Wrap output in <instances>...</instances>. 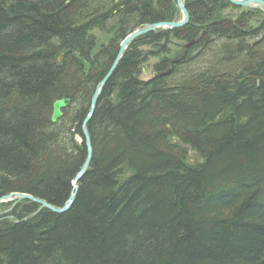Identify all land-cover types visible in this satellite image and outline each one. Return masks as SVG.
<instances>
[{"label":"trees","instance_id":"1","mask_svg":"<svg viewBox=\"0 0 264 264\" xmlns=\"http://www.w3.org/2000/svg\"><path fill=\"white\" fill-rule=\"evenodd\" d=\"M184 6L187 25L135 39L103 86L71 207L0 205V264H264V13ZM179 18L175 0H0V198L65 204L120 43Z\"/></svg>","mask_w":264,"mask_h":264},{"label":"water","instance_id":"2","mask_svg":"<svg viewBox=\"0 0 264 264\" xmlns=\"http://www.w3.org/2000/svg\"><path fill=\"white\" fill-rule=\"evenodd\" d=\"M228 1H230L232 4H234L236 6L238 5L239 7L253 8L255 6L254 8H258L259 10L264 12V1L263 0H241V1L240 0H228ZM184 2H185V0H175L176 8L178 9V11L180 12V15H181L180 21L148 25L146 27H143L140 30L132 32L130 35H128L120 43L116 57H115L112 65H111V67L109 68L107 74L103 77V79L95 87V90H94V92L90 98V101H89L88 113L86 114L84 120L82 121L80 130H81V133L83 135V141H84L85 150H86L85 159L81 165V168L79 169V172L75 176L74 181L72 182V186H73L72 193L69 195L65 204L60 209H56L54 207L49 206L46 202L39 200V199H36V198H33L30 195L14 193V194H9V195H6V196L0 198V205L4 204V203H11L12 206L8 210V211H10L16 202L21 201V200H27V201H30V202L38 205V207H39L33 215L37 214L42 209H46V210H48L54 214H61V213H65L71 207V205L74 201L76 192H77L76 183H78L79 180H81V178L87 172V169L89 167V164H90V161L92 158L91 143H90L89 135L87 133L86 125L89 122V120L91 119V116L93 115V112L95 110V106L97 103V99H98V97L102 91L103 86L110 79V77L112 76V74H113L117 64L119 63L121 57L125 54L129 45H131V43L135 39H137L141 36L147 35L149 33L155 32V31L160 30V29L161 30H174V29L182 28L185 25H187L189 18H188V13H187L185 6H184ZM192 44H193V42L187 44L184 48H187V47L191 46ZM60 60H61V56H59L57 58V62H60ZM176 61H177V59L173 60L172 62H176ZM69 104H70L69 99H59V100H56L52 103L51 115H50V122L52 124H55L57 121H59L62 118V116H63L62 111L65 110Z\"/></svg>","mask_w":264,"mask_h":264},{"label":"rangeland","instance_id":"3","mask_svg":"<svg viewBox=\"0 0 264 264\" xmlns=\"http://www.w3.org/2000/svg\"><path fill=\"white\" fill-rule=\"evenodd\" d=\"M184 3H185V2H184ZM177 10H178V9H177ZM237 11H238L237 9H233V10H231V12H232L233 14H236ZM178 12H179V11H178ZM178 21H180V18H179ZM174 22H176V21H174ZM146 26H147V25L140 26V27L137 28V30H138L139 28L146 27ZM134 30H136V29H134ZM91 34L95 37V39L97 40L98 43H103V44H105V45L108 43V38H109L110 36L108 37L107 35L100 33L98 30H94V31H92ZM174 48H175V46H172V47H171V49H174ZM155 62H156V60H149L148 62H146L145 64L142 65V67H143V66H145V65L147 64V65L145 66V70H143V73H142V75H141V79H143V80H148V79L152 78V76L154 75L155 72H153V70L150 69V67H151Z\"/></svg>","mask_w":264,"mask_h":264},{"label":"bare ground","instance_id":"4","mask_svg":"<svg viewBox=\"0 0 264 264\" xmlns=\"http://www.w3.org/2000/svg\"><path fill=\"white\" fill-rule=\"evenodd\" d=\"M241 1V0H240ZM234 5V4H233ZM236 6V5H235ZM238 6V5H237ZM255 7V6H254ZM249 8V9H258V8ZM244 8H247V7H244ZM259 10V9H258ZM261 11V10H260ZM180 13V12H179ZM264 13V12H263ZM176 22H178V21H176ZM143 28V27H142ZM142 28H139L138 30H140V29H142ZM161 30V29H160ZM137 31V30H136ZM162 31H166V30H162Z\"/></svg>","mask_w":264,"mask_h":264}]
</instances>
